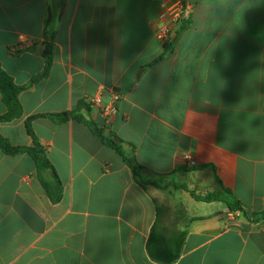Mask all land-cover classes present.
<instances>
[{
	"label": "crops",
	"instance_id": "0c3cea01",
	"mask_svg": "<svg viewBox=\"0 0 264 264\" xmlns=\"http://www.w3.org/2000/svg\"><path fill=\"white\" fill-rule=\"evenodd\" d=\"M176 1L190 10L171 38L186 28L164 53L157 30ZM47 44L50 69L32 82ZM0 68L22 87L21 117L0 123L12 146H32L28 117L77 110L133 146L154 183H136L85 125L35 118L62 197L51 203L27 154L0 151V264H160L146 251L155 223L184 232L171 264H264V219L169 184L226 189L248 215L264 212V0H0ZM187 198L202 212L188 214Z\"/></svg>",
	"mask_w": 264,
	"mask_h": 264
},
{
	"label": "trees",
	"instance_id": "16d2710c",
	"mask_svg": "<svg viewBox=\"0 0 264 264\" xmlns=\"http://www.w3.org/2000/svg\"><path fill=\"white\" fill-rule=\"evenodd\" d=\"M186 26H181L179 31L173 38L164 41V53L171 51L175 45L176 37L180 31L184 30ZM163 53V54H164ZM44 70L43 72L32 79L35 82L41 77L48 74V71L52 62V48L51 45H45L44 51ZM161 55L159 58H162ZM22 87L17 86L12 78L7 75L0 68V96L3 104L6 107V112L0 116V123L10 122L14 119H18L22 115V108L18 100V95ZM37 117H44L52 120L57 124H63L69 120H75L85 125L90 132L95 136L101 144L115 151L123 160L125 165L130 169L133 180L140 186L144 187L147 183L142 177L141 170L143 167L136 161L132 155L133 146L130 147L131 152L128 153L124 150V141L113 135L111 132H106L104 128L97 126L95 122L90 119H86L79 115L77 110L67 111L58 114H45L28 117L25 120V128L27 133L32 138V146H12L7 139L0 134V151L5 155L15 156L19 154H27L34 162L37 169L38 178L45 195L49 198L51 203H58L62 197V184L59 181L56 172L46 156L44 148L38 143L36 136L34 135L31 122ZM170 186L181 189L189 194L195 201L204 203L221 202L226 205L230 212L240 211L244 215L251 217L253 220L264 219V212L253 213L248 215L243 211L242 204L234 197V195L223 189L219 193H207L204 196L197 195L194 191L189 190L185 185L177 184L174 181L169 182ZM168 229L160 230L155 223L151 228L146 243V251L149 258L160 264H171L177 261L181 253V245L184 238V232H168Z\"/></svg>",
	"mask_w": 264,
	"mask_h": 264
},
{
	"label": "built area",
	"instance_id": "2783aa9c",
	"mask_svg": "<svg viewBox=\"0 0 264 264\" xmlns=\"http://www.w3.org/2000/svg\"><path fill=\"white\" fill-rule=\"evenodd\" d=\"M189 10L190 5L182 1H176L175 3L167 7L164 13L162 14L163 22L157 30V37L161 41H166L170 39L173 33L175 32L176 27H178L183 21L184 14L187 13ZM119 99L120 95L113 94L111 99V105L104 106L101 108L106 123L114 114L115 104L119 101ZM91 103L96 106H100L99 98L92 100ZM185 159L189 166H194V162L188 155L185 156Z\"/></svg>",
	"mask_w": 264,
	"mask_h": 264
},
{
	"label": "rangeland",
	"instance_id": "374dc122",
	"mask_svg": "<svg viewBox=\"0 0 264 264\" xmlns=\"http://www.w3.org/2000/svg\"><path fill=\"white\" fill-rule=\"evenodd\" d=\"M163 179V178H162ZM160 180V182L164 183L163 180ZM184 204L186 205V208H187V213L188 214H191V213H194V212H202V204H197L198 206H196V204H194V202H192L189 198H187V200H184ZM169 210V215L167 216L168 218H171L172 216H176V219L174 220L175 222H178L179 218L177 217L178 214H176L175 211H173V209L171 208H168ZM166 219L164 222V224L168 225V226H171V224H174L172 223L171 219Z\"/></svg>",
	"mask_w": 264,
	"mask_h": 264
}]
</instances>
